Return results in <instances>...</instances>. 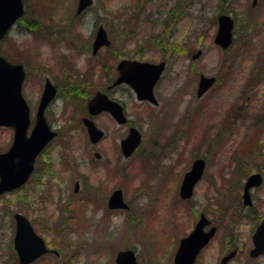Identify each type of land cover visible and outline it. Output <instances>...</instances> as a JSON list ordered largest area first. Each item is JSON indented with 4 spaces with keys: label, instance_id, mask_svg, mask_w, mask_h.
<instances>
[{
    "label": "rangeland",
    "instance_id": "1",
    "mask_svg": "<svg viewBox=\"0 0 264 264\" xmlns=\"http://www.w3.org/2000/svg\"><path fill=\"white\" fill-rule=\"evenodd\" d=\"M23 1L25 18L0 44V55L26 67L23 97L28 103L39 95L40 77H58L57 63L76 90L66 91L71 103L52 114L50 128L60 132L37 157V170L25 190L0 196V264H17L12 249L16 212L25 215L47 247L58 252V257L46 255L33 264H115V254L123 248L134 252L137 264H173L178 240L191 231L205 208L204 181H223L232 194L242 181L241 174L249 172L242 171L245 167L236 172L238 150L242 152V145L251 139L264 143L261 124L241 137L239 129L235 134L234 117L237 104L246 111L247 123L264 114V80L257 88L252 86L253 70L264 68V0H256L255 5L253 0H93L80 15L75 13L78 0ZM220 14L235 22L233 41L226 50L213 42ZM98 26H103L115 50L101 49L92 56ZM198 50L201 56L191 60ZM122 59L166 62L154 87L158 105L138 102L125 85L107 92L123 106L129 124L142 137L127 159L120 153L119 142L128 125L117 126L107 114L95 117L105 137L92 146L80 123L86 101L111 84L109 76L114 72V79ZM86 71L90 73L87 82L82 79ZM201 74L215 76L217 83L197 97ZM66 78L64 82L58 78L65 89ZM221 123L225 127L220 128ZM216 133L222 142L203 143ZM11 141L12 131L0 128V152ZM93 151L101 158L95 159ZM241 155L244 165L261 172L264 147ZM196 157L206 160L204 177L195 199L186 202L179 198V186ZM114 166L122 167V173L111 174ZM74 177L84 185L76 194ZM114 189L122 190L128 210L107 209ZM23 192L30 195L20 199ZM215 258L216 248L210 246L195 264H213Z\"/></svg>",
    "mask_w": 264,
    "mask_h": 264
},
{
    "label": "water",
    "instance_id": "2",
    "mask_svg": "<svg viewBox=\"0 0 264 264\" xmlns=\"http://www.w3.org/2000/svg\"><path fill=\"white\" fill-rule=\"evenodd\" d=\"M92 2V0H78L76 14L83 12ZM254 4L255 1H253ZM23 13L22 0H0V40L4 38L17 19L23 16ZM217 21L218 30L214 43L222 48H227L232 40L233 20L227 15H219ZM109 45L110 40L106 31L102 26H99L93 39L92 54L95 55L100 48ZM200 54L201 51H197L192 59H197ZM164 65V62L153 64L136 60H121L116 67L118 77L109 88L126 84L135 94L137 100H147L153 105L157 104L153 96V88L163 72ZM24 78L25 71L21 64H12L0 56V127L12 128L14 132L10 148L4 153H0V195L21 187L27 181L33 170L36 156L56 135L55 132L50 131L43 116L46 105L55 95V88L49 81L46 82L40 99L34 127L30 135H26L30 121L29 109L21 93ZM214 81V77L201 75L197 86V96H202L213 85ZM87 111L91 116L103 111L108 112L118 125L125 124L127 121L123 115L122 107L101 92H96L87 102ZM82 122L86 127L90 143L99 142L104 135L103 131L98 129L88 118H84ZM140 140L139 131L130 127L128 135L121 141L122 154L129 157L139 145ZM204 167V160L196 159L193 161L191 169L185 173L179 188V196L182 200L191 197L192 190L201 178ZM260 180L258 174L248 178L245 186V197L248 196L247 189L250 186H258ZM76 190L77 185L74 188V191ZM108 208H127L123 202L121 190H116L111 194L108 200ZM14 219L13 248L17 255L18 264H30L42 254L50 252L43 239L34 232L25 216L17 213L14 215ZM208 224L209 221L201 215L190 234L179 241L173 264L194 263L199 251L209 242L215 232V227L208 231L204 230ZM261 228H264L263 224L259 229ZM256 248L253 255L262 252L258 251L261 249L258 248V245ZM52 252L56 253L55 251ZM229 258L228 256L223 258L220 264H226ZM115 264H137L135 254L130 249L121 250L116 255Z\"/></svg>",
    "mask_w": 264,
    "mask_h": 264
},
{
    "label": "flooded vegetation",
    "instance_id": "3",
    "mask_svg": "<svg viewBox=\"0 0 264 264\" xmlns=\"http://www.w3.org/2000/svg\"><path fill=\"white\" fill-rule=\"evenodd\" d=\"M258 64L262 67L261 62H258ZM56 66H57L56 69H57L58 77H55L51 74H50V77L48 76L40 77L41 78L40 93L39 95L35 97V99H33L32 102L27 103L29 107V117H30V121L32 122V124L34 123L37 108H38L39 101L41 98V94L44 89V85L47 81H49L55 88V95L50 100V102L47 104V106L45 107L44 113H43L49 127L53 125L52 114L56 110L57 111L65 110L66 106L71 103L70 100H68L70 95L66 96L65 86L61 85L60 79H58V78H61L62 81L64 82V77L65 76L67 77V74L64 73V69L62 67H61L62 70L58 69L59 63H57ZM262 71H264V68L263 69L258 68L256 70L255 69L253 70L252 81L255 84H252V86H255L257 88L259 85L262 84L264 80ZM60 101H61L60 103L61 108H59L60 105L57 104ZM142 103H144V101H142ZM85 111H86V103H85ZM102 114H105V113H102ZM102 114H99L97 116H100ZM245 114H246V111L243 110V107L240 104L235 105L234 117L236 119L235 123L236 122L238 123V125L235 126V134H238L237 129H239L240 133L243 132L240 134L241 137H243L245 130L250 131L252 130L253 127H258L260 124H261L260 130L264 132V114L258 113L254 118L252 117V120H250V122L248 123L246 122L247 119L244 116ZM84 116H86L85 112H84ZM227 116L230 118L231 113H228ZM225 117L226 116H224L223 119L228 120V117L226 118ZM94 118H92L93 121H94ZM222 127H225V126H223L221 123L220 128ZM56 132L59 133L60 129L57 128ZM221 137L222 136L220 133H218V135L216 133L213 136V138H216V141L214 142H222ZM212 139L210 140V142L206 141L205 139L206 142L203 141V143L208 142L207 144H210L212 142ZM248 144H252V146L246 148ZM242 147L244 148L242 152L241 150H238V152H240L241 154L245 152L247 153L246 156H249L250 153L252 154L253 151H255L256 149L263 148L264 143L263 142L257 143V139H255L254 142H252V139H251L245 146L242 145ZM254 148L255 150H253ZM249 150H252V151L248 153ZM94 153H98V152L93 151V155ZM240 153L239 155L241 157L238 158L235 170L236 172L241 171L245 167L246 170L244 169L242 171H249V172L246 175L244 173L241 174L240 178L243 176L241 179L242 181L241 183H238L237 188L233 191L232 194H228L230 190L229 186L223 185L224 183L223 181H219V182L215 180L204 181V183H206L204 186L207 187L206 189H204L205 191L204 194H206V201L204 202L203 207L205 208L199 211L198 216L200 214H203L210 221L209 226L206 227L205 229L206 231L209 230V228L213 226L216 227V230L213 236L211 237V239L209 240L208 244L204 248L201 249L197 257H200L202 253L207 251V249L210 246H214L216 248V258L213 264L215 263L219 264L221 259H223L226 256H230V259L227 262V264H230V263L264 264V251L260 252L257 255H253V251L255 250L256 245H258V248H261V251H262V248L264 249V228L259 229L260 226L264 224V165L260 167L261 169L260 171L262 173L249 164L244 165L246 160L242 158V155ZM98 155L99 156L94 155V158L100 159L101 155L99 153ZM110 173L112 174V170ZM256 174L260 176V179H261L260 184L258 186H250L247 189L248 196L245 197V186H246L247 180L250 176L256 175ZM73 180H74V183L75 181H78L77 190L74 191L75 187H73V192L75 194L80 193L84 189L83 182L79 178H76V177H74ZM202 181L203 180H201L200 182ZM222 186L228 187V189L224 190L222 189ZM197 187H198V184L195 186L193 190L192 197L187 202H192V200L195 199L198 193ZM209 190H211V195H210V192H208L207 194V191ZM27 194L28 196L30 195L29 192H27ZM44 194H45V190L42 191L41 194H39L36 198L39 199L40 196ZM218 201H220V203H218ZM205 203L207 204L206 206H205ZM222 206H225V207L223 208ZM221 213L223 214L222 217H220ZM258 229H259V232L256 234ZM56 257H58V255Z\"/></svg>",
    "mask_w": 264,
    "mask_h": 264
},
{
    "label": "trees",
    "instance_id": "4",
    "mask_svg": "<svg viewBox=\"0 0 264 264\" xmlns=\"http://www.w3.org/2000/svg\"><path fill=\"white\" fill-rule=\"evenodd\" d=\"M32 30H30V32H31ZM111 50H115V48H114V46L112 45V46H110L109 48H107V51L108 52H110ZM114 52L112 51V54H113ZM118 55L116 54L115 55V57H117ZM101 69V71H102V73H103V67H100ZM86 74H84L83 75V78L82 79H85V82H87L88 80H89V75H90V73L88 72V71H86L85 72ZM113 75H114V72H113V74H112V76H111V74H110V78H109V80L111 81L112 79H113ZM68 78H66V83L68 84L67 85V91L70 93V92H72V90H76V88L75 87H73V85H72V83H73V80L71 79V77H69V76H67ZM109 81V82H110ZM84 81H83V83H85ZM74 85H75V83H74ZM84 85V84H83ZM76 87L78 86V87H80V84H77V85H75ZM82 86V85H81ZM102 91H105V89H104V87L101 89ZM22 195H26V197H27V193L26 192H23V194ZM22 195H20V199L22 198L21 196Z\"/></svg>",
    "mask_w": 264,
    "mask_h": 264
}]
</instances>
